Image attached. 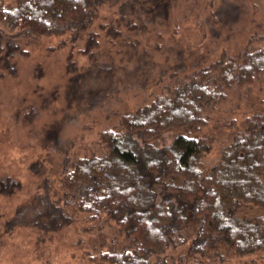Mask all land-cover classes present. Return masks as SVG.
<instances>
[{
  "label": "trees",
  "instance_id": "obj_1",
  "mask_svg": "<svg viewBox=\"0 0 264 264\" xmlns=\"http://www.w3.org/2000/svg\"><path fill=\"white\" fill-rule=\"evenodd\" d=\"M238 1L235 7L247 9L245 0ZM218 6L213 0H0V65L7 73L16 72V36L30 34L62 38L61 45L69 38L70 48L79 45L91 62L77 67L70 50L67 88L88 78L98 86L97 100L121 87L140 89L156 78L168 79L164 89L121 114L115 127L99 131L101 154L77 157L63 167L59 187L46 180L40 194L19 204L14 214L0 215V245L16 226L46 239L75 222L87 231L107 220L126 244L97 243L98 249L89 244L77 264H212L264 255L263 107L248 104L250 113L212 164L203 159L210 139L198 134L208 124V111L232 88L264 78V20H251L244 44L233 50L221 46L216 57H207V51L232 36L203 35L207 20L211 28L210 22L226 23L214 15ZM207 10L204 21L201 13ZM179 21L191 29L177 35ZM154 25L159 27L154 30ZM105 37L116 47L99 61ZM206 38L212 41L206 52L192 49ZM119 79L125 85L118 87ZM54 99L49 92L44 103ZM95 99L88 105H95ZM219 125L232 127L235 120ZM170 129L184 131L168 143L153 142ZM3 177L0 192L15 193L19 182L10 184L11 177ZM66 246V252L76 248ZM60 252L37 259L61 264Z\"/></svg>",
  "mask_w": 264,
  "mask_h": 264
},
{
  "label": "rangeland",
  "instance_id": "obj_2",
  "mask_svg": "<svg viewBox=\"0 0 264 264\" xmlns=\"http://www.w3.org/2000/svg\"><path fill=\"white\" fill-rule=\"evenodd\" d=\"M237 1L213 0L215 6L219 5L217 14L214 15L221 21L226 20L225 24L210 22L211 28L210 19L207 20L209 15L207 13L210 11L201 13L204 21L207 20L203 27L204 36L211 32L220 33L219 35L228 33L232 34L231 39L222 41L214 52H206L208 49L206 45L210 46L212 43L207 38L202 39L192 49L206 52L207 57L211 58L216 57L222 47L233 50L239 44L248 41L246 30L251 32V20L253 19L255 24L264 20V0H256L258 3L256 6L253 0H245L248 5L247 9L243 10L235 7ZM173 23L170 22V29ZM176 25L177 35H182L184 30H190L192 26L181 21ZM157 27L159 26L154 25V30ZM16 37L20 45L18 53L12 59L16 72L7 73L3 70L4 66L0 65V177L4 174L9 175L10 180L17 181L8 182L10 184L19 182L20 187L13 194L5 195L0 192L2 217L11 216L19 204H26L35 194H40L46 180L48 183L51 181L53 187H59L58 181L64 171L63 167L77 157L92 152L101 154L103 149L98 141L99 131L106 127H115L121 114L164 89L168 81L166 77L160 81L156 78V82L149 83L146 87L124 90L121 86L125 83L120 84L121 78L118 73L117 77L120 79L116 84L121 89L117 92L111 90V93L107 92L97 100L94 95L98 86L87 81L88 78L67 88L69 74L66 66L70 50L73 51V60L77 67L85 68L91 62L87 53L79 51V45L70 48L72 41L69 38L63 39L64 44L61 45L62 38L47 39L33 37L30 34ZM80 41L83 42V37ZM102 47L98 56L99 61L106 60V53L109 50L114 53L116 45H110L105 37L102 40ZM172 61L173 58L170 59V62ZM263 81L264 78H260L244 87L232 88L224 101L219 102L213 111H208V124L198 133H203L210 139V148L203 156L208 164L218 160L221 149L230 142L234 127L240 125L243 117L250 113L247 109L248 104L250 106L256 103V106L261 105L264 109ZM49 92L55 99L44 103ZM91 99H95V105H88L87 102ZM25 113L30 114V120L25 119ZM233 119L235 125L232 127L219 125ZM182 131L184 130L163 131L153 142L158 145L168 143L175 133ZM75 223L64 228L61 234L49 233L46 239H41L36 234L37 231L33 232L25 226H16L11 234L3 237V244L0 245V264H40L37 257L49 259L54 250H61V264H77L78 254L86 250L85 246L89 244L98 243L118 248L127 242L107 220L99 227L92 225L87 231L80 229L78 223ZM75 241L79 244L77 245ZM66 245H72L77 250L69 249L66 252L64 251V248L68 247ZM98 248L97 245L96 249ZM175 250L172 254L176 252ZM212 264H264V255L238 261L217 259Z\"/></svg>",
  "mask_w": 264,
  "mask_h": 264
}]
</instances>
